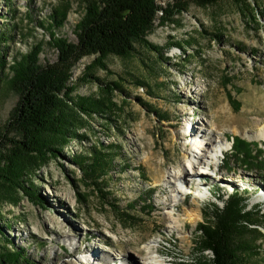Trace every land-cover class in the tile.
<instances>
[{
	"label": "rangeland",
	"instance_id": "rangeland-1",
	"mask_svg": "<svg viewBox=\"0 0 264 264\" xmlns=\"http://www.w3.org/2000/svg\"><path fill=\"white\" fill-rule=\"evenodd\" d=\"M85 5L86 0H0V36L8 38L0 44L7 62L0 89L2 123L19 99L9 65L40 42L41 62H55L51 15L67 12L66 25L56 31L77 41L75 26ZM147 40L157 51L136 42L126 56L109 54L97 62L98 56L90 55L75 64L74 97L87 99L96 110L81 112L84 124L75 128L77 136L34 172L32 187L44 203L25 193L15 195L16 203H2L0 251L16 246L34 264H138L136 258L143 261L158 250L169 264H188L213 260L211 250L198 246V225L209 222L214 205L223 208L236 189L245 190L247 210L264 215V0L192 1L172 20L157 19ZM86 73L100 80H81ZM187 120L193 130L184 135ZM202 120L214 129L213 139L227 146L233 136L253 143L251 153L258 147L256 160L263 165L242 166L241 161L250 162L244 155L250 150L238 145V151L225 154L216 178H192L173 206L179 183L169 182L168 175L183 167L196 134L211 137L199 129ZM83 163L107 172L90 176ZM197 190L207 191L206 199L196 197ZM144 200L150 211L143 210ZM170 216L178 221L176 228L170 227ZM249 228L262 235L250 232L260 250L247 264H264V224ZM119 250L124 256L116 259Z\"/></svg>",
	"mask_w": 264,
	"mask_h": 264
},
{
	"label": "trees",
	"instance_id": "trees-1",
	"mask_svg": "<svg viewBox=\"0 0 264 264\" xmlns=\"http://www.w3.org/2000/svg\"><path fill=\"white\" fill-rule=\"evenodd\" d=\"M192 1L209 5L219 0H173L166 5L158 0H86L84 15L75 26L77 41H70L56 31L66 25L67 12L54 10L48 31L49 42L58 53L57 60L41 62L44 42H40L29 53L17 55L9 65L12 68L8 77L10 85L19 99L8 119L4 123L0 120V212L3 202L16 203L15 195L20 193L44 203L43 196L35 193L32 187L34 172L55 156L57 148H64L71 136H77V127L84 124L80 113L96 110L87 104V99L74 97L75 86L70 84V79L75 64L90 55H97V62L109 54L126 56L134 50L136 42L157 51L147 40L156 20L161 23L172 20ZM7 40L0 36V44ZM6 63L5 55L0 51V89L2 67H6ZM87 77L100 80L92 73H86L81 80ZM105 89L111 91L112 88L106 84ZM233 102L240 105L235 99ZM238 145H246L250 150L253 143L234 137V150H239ZM256 150L244 152L250 162L243 160L242 166L262 167L263 160H256L260 157ZM90 165L80 164L90 176L107 172L105 169L98 172ZM226 168L229 172L234 169L230 163ZM244 192L238 188L228 199L223 198V208L215 204L210 221L198 225L202 234L198 246L211 250L213 260L204 258L188 264H247L249 256L258 255V239H250L249 235L252 231H260L249 227L254 224L262 227L264 215L256 209L247 210ZM142 203L145 204L143 210L150 211V203L147 200ZM13 249L6 247L0 251V264H34L22 250L16 246Z\"/></svg>",
	"mask_w": 264,
	"mask_h": 264
},
{
	"label": "bare ground",
	"instance_id": "bare-ground-1",
	"mask_svg": "<svg viewBox=\"0 0 264 264\" xmlns=\"http://www.w3.org/2000/svg\"><path fill=\"white\" fill-rule=\"evenodd\" d=\"M201 124V126H199V129H201L202 131H207L210 133L211 137H209L208 139L201 136V138L199 137V135L196 134L195 138H192L193 140V144L191 145L190 151H187L186 153L188 154L186 162L184 163L183 167L181 169H179L178 171L174 170L173 172H170L168 175V180L169 182H176L179 183L178 187H175L173 190V199L175 201V203L173 204V206H175L176 203H179V199L178 194H181V189L185 190L186 186L184 184L189 183V180L196 179V177H203L202 175L205 174H209V171L205 170V167L202 166L201 169L199 170V165H201V163L205 164L204 161H202L201 158L205 157V159H209L210 156H213V151L217 150L218 147L223 146L225 143L223 142V139L221 140H216L213 139L214 137V129L213 128H209V122H207L206 120H202L199 122ZM193 123H191L190 120H187L182 128V132L184 135H186L187 133H189L190 128L192 127L193 130ZM260 135L264 136V127L262 128ZM187 137V136H186ZM184 137V138H186ZM214 147V148H213ZM190 152V153H189ZM208 153V156H207ZM202 157H201V155ZM216 165V163H215ZM190 170H194L196 171V175L193 177V175L191 176V178L189 179L188 175H191ZM186 173H188V175H186ZM219 177V176H218ZM221 178V177H220ZM201 184V183H200ZM202 185H204V183H202ZM201 189V188H200ZM196 197H201L202 199H206L208 192L207 191H195ZM185 194V193H184ZM185 196V195H184ZM200 198V199H201ZM177 205V204H176ZM170 214L172 215V213L170 212ZM192 215H194L192 213ZM170 227L176 228L177 225L176 223H178V221L176 219H173V216H170ZM107 257H111V253H109V251L105 252ZM157 253H159L158 250H153L151 252H149L147 254V256L145 258H143V261H141V259H137V263L138 264H169V262H167L166 260L160 259L158 255H156ZM93 255H90L87 257V261L89 259H92ZM88 264V263H87Z\"/></svg>",
	"mask_w": 264,
	"mask_h": 264
}]
</instances>
